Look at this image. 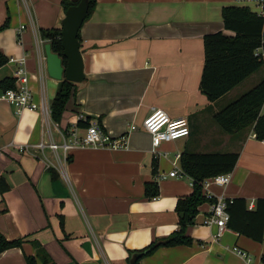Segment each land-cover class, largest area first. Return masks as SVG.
Wrapping results in <instances>:
<instances>
[{
  "label": "crops",
  "instance_id": "crops-1",
  "mask_svg": "<svg viewBox=\"0 0 264 264\" xmlns=\"http://www.w3.org/2000/svg\"><path fill=\"white\" fill-rule=\"evenodd\" d=\"M234 6L241 5L236 0H97L80 30L85 80L58 124L50 104L59 81L47 73L40 31L61 29L62 0H0V27L9 23L0 31V53L7 59L0 81L15 79L10 58L24 59L34 102L48 109L18 114L0 99V177L9 187L0 192V233L8 241L26 239L20 248L1 253L0 264H28V257L36 264H130L134 252L179 230L176 204L193 193V181L169 174L182 171L186 151L239 153L230 183L209 191L249 203L264 198V142L253 128L230 135L214 119L249 91L241 85L257 72L216 102L200 89L204 38L234 35L222 17L225 7ZM157 110L186 118L191 131L188 138L163 143L158 157L142 127ZM80 117L115 138L126 134L127 146L77 147L67 156L36 147L63 144L74 128L82 136ZM153 182L160 196L150 200L145 185ZM210 208L203 204L188 230L192 245L160 248L140 264H264V244L228 228L216 239L218 227L203 224Z\"/></svg>",
  "mask_w": 264,
  "mask_h": 264
},
{
  "label": "trees",
  "instance_id": "trees-1",
  "mask_svg": "<svg viewBox=\"0 0 264 264\" xmlns=\"http://www.w3.org/2000/svg\"><path fill=\"white\" fill-rule=\"evenodd\" d=\"M80 0H62V7L67 10L79 3ZM97 0L90 1V8L85 22L93 13ZM225 28L234 35L228 36L222 32L206 35L204 38L205 66L203 69L200 89L210 102L221 100L232 90L242 84L263 66V59L256 55L260 48L264 49V19L253 13L248 7H225L222 11ZM8 21L0 27V31L8 27ZM61 29L41 30L40 36L45 44H50L52 52L63 59ZM79 41L81 42L80 32ZM7 59L0 53V66ZM16 79L0 81V90L6 92L15 88ZM78 84L66 79L59 81L55 98L50 104L52 120L61 123L68 102L75 96ZM264 78L252 89L229 102L214 119L224 132L235 135L243 130L253 128L256 139L264 142ZM90 123L78 124L85 128ZM239 153H191L184 152L180 158L183 173L193 181V193L180 198L176 204L179 218V230L169 237L154 241L148 247L133 254H141L137 264L147 256L154 254L160 248H171L181 245H192L193 240L188 236V230L194 224L199 208L208 203L202 189V182L217 175L231 173L237 165ZM156 166L154 174H156ZM53 174V173H52ZM9 189L5 179L0 177V192ZM160 196L158 183L145 185V197L153 200ZM228 229L240 236L264 244V198L256 200L255 208L249 209V202L244 198H235L228 203ZM25 238L8 241L0 233V254L13 248H20ZM132 254V255H133ZM132 257V256H131ZM130 257V259H131ZM28 264H36L33 257L27 258Z\"/></svg>",
  "mask_w": 264,
  "mask_h": 264
},
{
  "label": "built area",
  "instance_id": "built-area-1",
  "mask_svg": "<svg viewBox=\"0 0 264 264\" xmlns=\"http://www.w3.org/2000/svg\"><path fill=\"white\" fill-rule=\"evenodd\" d=\"M238 4L244 7H248L257 16L264 19V0H236ZM256 55L263 59L264 66V49L260 48L256 51ZM9 64L15 66L14 76L16 79L15 88L4 92L0 99L9 102L14 108L16 113H21L22 110H48L46 105H37L34 102L31 91L28 88V73L24 66V59L10 58ZM264 104L262 107V112ZM87 118L80 117L78 122H86ZM143 129L151 136L152 141V153L158 157V148L163 143L177 141L190 136V127L186 118L172 119L162 110L154 111L150 114L142 124ZM136 126H131L130 131L136 130ZM77 128L71 133L69 141H64L63 144L58 143H40L36 147L39 150L50 148L53 151L62 150L67 156L77 147H95V148H111L114 150L125 148L127 146V135L124 134L117 138L107 133L104 128L97 122H90L87 127L84 128V134L79 136ZM171 177H183L185 174L183 171L179 172L177 169L173 170L170 174ZM165 178V177H164ZM230 183V173L221 174L208 178L202 182V189L205 197L209 200L211 208L208 216L203 221V224L208 227L217 226L219 229L216 239H219L222 232L228 227L229 214L227 212L228 203L231 200H226L223 197H216L210 191L209 188L214 185L218 187H226ZM256 202L249 203V209L255 208ZM234 251L244 258L247 262H251L250 256L235 248Z\"/></svg>",
  "mask_w": 264,
  "mask_h": 264
},
{
  "label": "water",
  "instance_id": "water-1",
  "mask_svg": "<svg viewBox=\"0 0 264 264\" xmlns=\"http://www.w3.org/2000/svg\"><path fill=\"white\" fill-rule=\"evenodd\" d=\"M91 0H80L77 5L70 7L62 21L61 42L63 57L67 60L66 65L58 54L52 52L50 44L44 46L48 75L57 81L64 79L80 84L85 80L84 60L79 41V32L87 18ZM141 254H133L130 264H137Z\"/></svg>",
  "mask_w": 264,
  "mask_h": 264
},
{
  "label": "rangeland",
  "instance_id": "rangeland-1",
  "mask_svg": "<svg viewBox=\"0 0 264 264\" xmlns=\"http://www.w3.org/2000/svg\"><path fill=\"white\" fill-rule=\"evenodd\" d=\"M263 77H264V66H262V68L255 74V77H253V78L247 80L245 83H243L241 85V89H243L244 91L252 89V87H254L255 82L259 81Z\"/></svg>",
  "mask_w": 264,
  "mask_h": 264
}]
</instances>
